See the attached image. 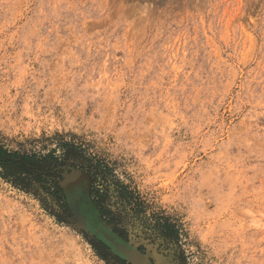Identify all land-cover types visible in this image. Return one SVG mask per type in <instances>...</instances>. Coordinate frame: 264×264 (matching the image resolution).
I'll list each match as a JSON object with an SVG mask.
<instances>
[{
    "label": "rangeland",
    "instance_id": "obj_1",
    "mask_svg": "<svg viewBox=\"0 0 264 264\" xmlns=\"http://www.w3.org/2000/svg\"><path fill=\"white\" fill-rule=\"evenodd\" d=\"M0 142L61 161L0 167V264H122L71 168L168 264H264V0H0Z\"/></svg>",
    "mask_w": 264,
    "mask_h": 264
},
{
    "label": "flooded vegetation",
    "instance_id": "obj_2",
    "mask_svg": "<svg viewBox=\"0 0 264 264\" xmlns=\"http://www.w3.org/2000/svg\"><path fill=\"white\" fill-rule=\"evenodd\" d=\"M64 163V162H63ZM89 178H90V191H89V196L91 198V200L95 203V205L97 206V209L99 210L103 220L108 223L109 225H111L113 227V230L115 233H117V235L123 239L126 242H130L133 243L135 245V248L137 247L139 249V252H142L144 255H142V257L144 259H146V261L148 262V264H168L169 259H167V257H169L167 255V253H164L162 251H160L158 248H149L147 247L145 244H141L138 243L137 241H135L131 236H129L128 232L126 231V229L119 227L118 225H116L114 222V211L111 208V206L106 202L105 197L106 195L109 193V190L107 188H105L103 185H96L95 179H94V175L92 173L89 174V172L87 173ZM57 185L62 189V187L59 185L58 181L56 182ZM62 194H63V199L66 203L67 199L65 196V193L62 189ZM86 194V200L88 199L87 197V193ZM89 200V199H88ZM87 200V201H88ZM89 202V201H88ZM90 206L91 203L89 202ZM95 210V212L97 213L96 215L99 216V213L97 212L96 208L94 206H92ZM103 224V223H102ZM104 226V225H103ZM90 228V227H88ZM107 228V227H105ZM91 229V228H90ZM108 232L111 233L110 230L107 229ZM87 232V231H86ZM93 232L97 233L96 231L93 230ZM89 233V232H88ZM90 234V233H89ZM93 237H95L97 240H99L100 242H102L104 244V246H106L111 253H113V251L111 250V248L105 244L102 240H100L99 238H97L96 236H94L93 234H90ZM99 235V234H98ZM100 236V235H99ZM101 238L105 239L107 242V238L105 236H100ZM116 242H117V246H116V251L120 250L119 252H123V250H126L128 255H131L130 253H128L129 251H132V249H127V247L124 246L125 249L122 248V243L120 240H118L117 238ZM110 243V242H109ZM115 254V253H113ZM115 256L117 257V259L122 263V264H133L130 261H128L125 257L123 256H119L117 254H115ZM147 256V257H146ZM134 255L132 256V258L134 259ZM149 260V261H148ZM136 261V260H135ZM138 264V263H137Z\"/></svg>",
    "mask_w": 264,
    "mask_h": 264
},
{
    "label": "trees",
    "instance_id": "obj_3",
    "mask_svg": "<svg viewBox=\"0 0 264 264\" xmlns=\"http://www.w3.org/2000/svg\"><path fill=\"white\" fill-rule=\"evenodd\" d=\"M68 150H70V148H68ZM51 162L61 163L59 157L55 156L53 152L41 155L20 153L8 149L0 142L1 175L18 186L24 185L26 180L31 179L45 181L44 173L47 170L44 169V167ZM51 182L55 187L56 195H60L61 199H63L62 189L54 180Z\"/></svg>",
    "mask_w": 264,
    "mask_h": 264
},
{
    "label": "bare ground",
    "instance_id": "obj_4",
    "mask_svg": "<svg viewBox=\"0 0 264 264\" xmlns=\"http://www.w3.org/2000/svg\"><path fill=\"white\" fill-rule=\"evenodd\" d=\"M66 181V187L69 194L70 203L72 204V208L74 210H77L80 219L87 227H90L92 230L96 231L100 236H105L108 242H110V244L116 251L117 242L115 237L103 226L100 217L96 215L97 213L92 207L93 205L90 206L88 202L89 200H86L85 193L88 192L87 175L81 173L72 174ZM82 221L81 223L83 224ZM133 252H135L134 249H132V251H129L128 253L135 256L134 259L136 258L135 260L138 264H148V262L142 257V255H138V253L134 254Z\"/></svg>",
    "mask_w": 264,
    "mask_h": 264
},
{
    "label": "water",
    "instance_id": "obj_5",
    "mask_svg": "<svg viewBox=\"0 0 264 264\" xmlns=\"http://www.w3.org/2000/svg\"><path fill=\"white\" fill-rule=\"evenodd\" d=\"M70 170H71V171H66V172H65V174H64V178H63V179H59V180H58V183H59V185L62 187V189H63V191H64V193H65V196H66L67 202H68V204H69V207H70L71 211L73 212V215H74V217H75V219H76V223H77V225H78L79 227L83 228L85 231L89 232L90 234H93L94 236H96L97 238H99L100 240H102L105 244H107V245L111 248V250L113 251V253H115V254H117V255H119V256H123V257H125L128 261H130V262L133 263V264H137V262L135 261L136 258L133 259V258H132L133 255H132V254H131V255H128V254L126 253V252H127L126 250H123V252H119L120 250H119V251H118V250L115 251L114 248L112 247V245H111L109 242H107L105 239L101 238V237L98 235V233H95V232H93L92 229L88 228V227L84 224V222L80 219L77 210H74V209L72 208V204L70 203V198H69V194H68L67 187H66V184H67V181H66V180H67V179L70 177V175H72V174H76V173L85 174V175H87V177H88V189H87L88 192L86 191V192H87V197H88L89 202L91 203V205H93V206L96 208L97 212L99 213L100 220H101V222L103 223L104 227H107L106 229L110 230L111 233H112V235H113L115 238H117L118 240L121 241V243H122V245H123V246H122L123 249H125L124 246L127 247V249L134 248V251H135V252H133L134 254H135V253H138V255H144L142 252H139V249H138L137 247L135 248V245H134L133 243L126 242V241H124L123 239H121V238L117 235V233L114 232L113 227H112L111 225H109L108 223H106V222L103 220V218H102V216H101L99 210L97 209V206L95 205V203L91 200V198H90V196H89L90 184H91V183H90V178H89L88 174H86L84 171H82V170H80V169H76V168H71ZM79 219H80V220H79ZM81 221L83 222V224L81 223Z\"/></svg>",
    "mask_w": 264,
    "mask_h": 264
}]
</instances>
